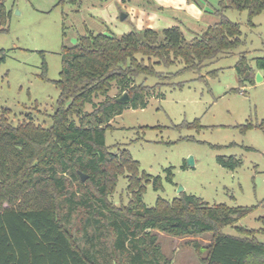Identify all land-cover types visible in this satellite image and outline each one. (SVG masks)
Listing matches in <instances>:
<instances>
[{
  "label": "trees",
  "instance_id": "1",
  "mask_svg": "<svg viewBox=\"0 0 264 264\" xmlns=\"http://www.w3.org/2000/svg\"><path fill=\"white\" fill-rule=\"evenodd\" d=\"M220 1L221 5L224 0ZM229 2L215 11L220 20L191 40L179 26L162 34L148 28L121 36L84 35L76 46H63L62 70L55 80L60 97L50 126L32 118L15 125L2 115L0 264H170L161 261L155 230L176 237L211 233L209 244L200 248L206 250L200 264H264V242L258 240L256 230L239 227L243 236L223 232L253 207L210 204L185 192L172 200L160 196L154 206H148L143 200L145 184L153 180L160 190L161 176L142 171L126 146L115 153L105 140L106 131L114 128L111 119L126 107L109 95L113 83L129 93V105L145 108L146 94L152 91L137 84V77L162 76L137 54L157 57L167 68L181 62L182 70L200 71L245 43L240 24L225 11L248 10L254 25L252 17L264 12V0ZM7 14L2 2L0 23ZM6 55L0 49V65ZM256 60L257 69L264 71V57ZM236 67L241 76L248 71L255 76L245 57ZM99 95L105 100L93 103ZM87 103L93 104L90 112ZM218 158L233 170L242 164L234 155ZM126 172L132 199L117 206L110 196ZM168 178L173 179L171 169ZM259 221L264 224V216ZM260 231L264 233V227ZM108 251L112 263L101 260Z\"/></svg>",
  "mask_w": 264,
  "mask_h": 264
},
{
  "label": "rangeland",
  "instance_id": "2",
  "mask_svg": "<svg viewBox=\"0 0 264 264\" xmlns=\"http://www.w3.org/2000/svg\"><path fill=\"white\" fill-rule=\"evenodd\" d=\"M2 2L8 14L0 23V49L7 53L0 65V118L4 114L15 125L32 118L44 127L52 124L51 115L58 107L60 88L55 80L62 70L63 46H76L89 33L121 36L152 28L162 34L174 26L191 40L220 20L215 11L221 5L230 4L229 0L221 5L220 0H0V6ZM225 15L240 24L245 43L200 71L182 70L181 62L167 68L157 57L137 54L162 76L137 77V84L151 88L147 106L124 103L123 112L111 119L114 128L106 131L105 140L115 153L126 146L142 171L161 176L160 190L153 180L145 184L143 200L148 206L160 196L172 200L185 192L210 204L253 207L223 232L243 236L239 227L253 229L264 242L260 231L264 224L259 221L264 216V125L260 126L264 79L256 80L260 71L256 59L264 57V12L252 17L254 25L248 10L227 8ZM242 57L255 76L248 75L250 71L239 74L236 65ZM125 92L114 82L109 95L120 97ZM104 100L99 95L92 102ZM92 110L93 104L87 103L86 111ZM232 155L242 160L234 170L218 158ZM190 157L194 164H188ZM129 181L128 172L119 176L110 196L115 205H127L132 199ZM154 234L162 263L170 264H200V256L206 254L200 248L212 239L211 233L176 237L155 230ZM112 256L108 251L101 260L111 262Z\"/></svg>",
  "mask_w": 264,
  "mask_h": 264
},
{
  "label": "water",
  "instance_id": "3",
  "mask_svg": "<svg viewBox=\"0 0 264 264\" xmlns=\"http://www.w3.org/2000/svg\"><path fill=\"white\" fill-rule=\"evenodd\" d=\"M126 17V16H125ZM264 79L261 71H258L256 73V80L257 81H262ZM117 101L120 102V103H126V102H130L131 101V97L129 95L128 92H125L123 93V95H121L120 97L117 98ZM188 164L191 165V164H194V160H193V157H190L189 160H188ZM84 179L86 177H83Z\"/></svg>",
  "mask_w": 264,
  "mask_h": 264
},
{
  "label": "crops",
  "instance_id": "4",
  "mask_svg": "<svg viewBox=\"0 0 264 264\" xmlns=\"http://www.w3.org/2000/svg\"><path fill=\"white\" fill-rule=\"evenodd\" d=\"M260 71H263V70H260Z\"/></svg>",
  "mask_w": 264,
  "mask_h": 264
}]
</instances>
